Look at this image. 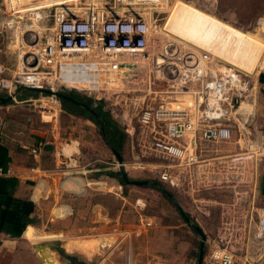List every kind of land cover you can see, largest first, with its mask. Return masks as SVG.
<instances>
[{
  "label": "built area",
  "instance_id": "built-area-1",
  "mask_svg": "<svg viewBox=\"0 0 264 264\" xmlns=\"http://www.w3.org/2000/svg\"><path fill=\"white\" fill-rule=\"evenodd\" d=\"M168 3L0 0V55H15L11 67L0 62V92L27 103L32 99L17 100L21 89L50 90L39 92L33 109L50 120L60 111L57 91L102 103L131 142L133 155L157 158L146 162L156 180L186 193L200 212L213 204L199 197L202 191L231 190L230 201L218 202L215 232L205 240V264H250L264 241V205L254 202L264 142L248 131L241 105L252 96L253 71L167 30L162 14ZM257 23L264 24V15ZM59 154L66 167L78 150L65 155L61 147ZM13 173L0 167V175ZM65 186L63 191L77 192ZM135 205L143 209L145 202L137 198ZM140 222L131 232L152 226L142 216Z\"/></svg>",
  "mask_w": 264,
  "mask_h": 264
},
{
  "label": "rangeland",
  "instance_id": "rangeland-1",
  "mask_svg": "<svg viewBox=\"0 0 264 264\" xmlns=\"http://www.w3.org/2000/svg\"><path fill=\"white\" fill-rule=\"evenodd\" d=\"M179 1L194 4L214 17L205 13L201 14L188 6H179L172 13ZM226 7L228 9L237 7L236 16L231 21L223 19V11ZM162 15L164 17L162 22H166L169 18L170 24L174 23L175 29L186 36L184 38L187 41L191 38L206 45L210 44L206 49L214 57L224 59L223 56L226 55L229 47L220 52L219 44L221 45L223 41L225 46L229 38L238 37L244 41L239 58H247L246 61L253 68L254 79L258 77L264 80V24L257 23L259 17L264 15V0H223L221 2L220 0L215 2L169 0ZM231 25L246 33L236 30ZM201 47L204 46L201 45ZM2 57V62L8 67L15 64V55L8 54V58ZM235 66L245 70L239 65ZM260 90L259 87L257 94ZM32 92L31 90L20 91L19 93L32 101L27 103L9 101L11 105H14L11 109L23 114L22 118L32 119L31 126L38 133H43L45 141L52 142L58 149L62 146L65 155H71L79 148L81 157L78 165L82 174L73 170L71 172L73 176L67 177L64 181L71 182L75 176L81 175L86 179L80 178L84 182V190H79L81 193H74L63 191L64 187L61 188L59 182L64 175H56L55 180L50 184L49 195L40 202L41 216L34 227L41 234L30 240L21 237L17 243L18 249L6 255L3 264H67L69 257H63L57 251L58 247L83 264H197L200 235L184 221L175 203L149 185L119 186L116 178L106 179L105 173L117 171L119 166L97 125L81 116L65 112L61 106L55 118L47 120L51 117L46 115L42 117L40 112L33 110L35 105L38 106L40 103L38 100L40 94L35 96ZM18 99H20L19 94ZM246 100L242 106L251 105L252 102L254 104L253 114L249 117L247 124V128H251L253 132L256 128L254 122L258 113L257 107L263 104L257 100L256 96L254 99L250 96ZM261 129L264 130V126ZM234 136L236 138L239 136L237 128L234 130ZM70 149L74 150L71 154ZM132 151L131 142L126 138L122 157L127 176L135 180H156L153 172L149 170L152 167L146 162H155L158 159L138 158ZM94 158L97 160L93 161ZM96 167L100 168L99 171L90 170ZM164 186L172 194L176 204L202 229L206 239L212 238L218 222V202L225 200L228 194L219 191H210V193L202 191L199 194L200 198L213 200V204L206 207L204 213L198 211L188 197L177 196L170 187ZM137 198L144 200L143 209L135 205ZM61 205L64 206L61 213H66L65 217L59 216L60 212L56 213ZM141 216L151 220L152 226L147 230L140 228V233L135 234L131 231L139 229ZM126 232L130 234L124 238ZM40 244H50L54 249L50 250L47 247L36 249L35 246ZM260 246L261 250L252 255L250 264H264V241ZM205 259H207L206 244L202 264H205Z\"/></svg>",
  "mask_w": 264,
  "mask_h": 264
},
{
  "label": "crops",
  "instance_id": "crops-1",
  "mask_svg": "<svg viewBox=\"0 0 264 264\" xmlns=\"http://www.w3.org/2000/svg\"><path fill=\"white\" fill-rule=\"evenodd\" d=\"M233 8L235 10L228 9L227 7L224 9V20L231 21L236 16L237 7ZM2 56L0 55V62L3 61ZM254 81L255 85L252 91L253 99L256 96L257 100L263 105L257 107L258 113L254 122L256 132L253 130L251 132V128H248V131L253 133V136H258L260 141L264 142V132L261 129L264 126V80H260L257 77ZM259 87L262 91L260 90L257 94ZM18 94L20 95L21 93L18 92ZM3 96H7V94L0 92V97ZM11 104L9 102L0 103V167L4 169L10 168L14 171L11 175H0V264H3L6 255L12 254L18 249L17 243L21 237L30 240L39 237L41 234L34 227L41 216L39 209L40 202L49 195L50 184L55 180L56 175L60 174V176H63L64 174H71L73 170L80 173L78 161L81 153L79 148L78 154L73 155V158L66 167L63 166L61 163L62 157L59 154L62 146L58 149L52 142L45 141L43 139V133H38L31 126L30 120L32 119L22 118L23 114L18 113V110L11 109V107H14ZM253 105L252 102L251 105L246 104L242 106L244 108L246 107L248 118L253 114ZM82 118L89 120L84 117ZM47 120H50V118ZM88 122H91V120ZM72 151L74 150L70 149V154ZM96 160L94 158L93 161ZM99 169L96 167L90 170L99 171ZM80 178L86 179L82 175L75 176V179L71 182H66L64 181L65 179L60 181L59 186L69 185L77 192L79 190L83 191L84 182ZM106 179H110L109 176ZM102 180L105 181V179ZM85 181L88 182V180ZM116 182L119 186L121 185L118 179H116ZM172 190L177 196L188 197L184 192ZM210 191H219L228 194L222 202L231 200L232 195L229 189L214 188L207 190V193H210ZM202 199L210 202L213 201L210 198L202 197ZM254 202L256 206L264 205V168L260 173L258 190ZM63 207L61 205L59 210H56V213L63 212ZM59 216L65 217L66 214Z\"/></svg>",
  "mask_w": 264,
  "mask_h": 264
},
{
  "label": "trees",
  "instance_id": "trees-1",
  "mask_svg": "<svg viewBox=\"0 0 264 264\" xmlns=\"http://www.w3.org/2000/svg\"><path fill=\"white\" fill-rule=\"evenodd\" d=\"M25 90L29 92V89H21L20 91H25ZM62 92L72 96L74 99H76L78 101L84 102L87 106L93 108L94 111L97 113L98 117L96 119H94L93 114H91L86 108H84L81 105H77V104H75L69 100H66V99H59L60 104H61L60 105L61 109L64 110L65 112L69 113V114H72L75 116H81V117H84V118H87V119L93 121L97 125V127L99 128L101 135H102L105 143L109 146V148L111 150L114 149V150L118 151L122 155L123 147H124V144L126 142V134L119 128V126L113 120V118L111 117L109 112L104 108V105L102 103H97L96 105H93V102L90 98H88V97H86V96H84L78 92H75V91L64 90ZM32 94L37 96L39 94V92L33 91ZM19 96H20L19 100L26 99V96H24L22 94H20ZM106 175L109 177L118 179V181L120 182L121 185H126L120 171H118V170L117 171H108V172H106ZM151 182H152V184L149 185L151 188L157 189L158 191H160L162 193V195L164 197L169 199V197H168L169 191L167 189H165L157 180H154ZM190 220L192 221V223L195 224V222H193L191 217H190ZM191 228L193 231H195L192 226H191ZM56 249L61 255H63V257L68 256V254L65 253L62 248L58 247Z\"/></svg>",
  "mask_w": 264,
  "mask_h": 264
},
{
  "label": "water",
  "instance_id": "water-1",
  "mask_svg": "<svg viewBox=\"0 0 264 264\" xmlns=\"http://www.w3.org/2000/svg\"><path fill=\"white\" fill-rule=\"evenodd\" d=\"M228 47H229L228 52H231V50H233V48H234L233 43L231 45L227 46V49H228ZM222 51H220V52H222ZM29 90L43 92V93H53V92H51L50 90H47V89H29ZM54 94L59 99H66V100H69V101H71V102H73V103H75L77 105L83 106L91 114H93L94 119H96L98 117V115L94 111V109L91 108V107H89V106H87L84 102L78 101V100L74 99L72 96H70V95H68V94H66V93H64L62 91H60V92H58V91L57 92H54ZM11 100H12L11 96H3V97H0V103H6V102H9ZM112 151H113L114 156L116 157V160H117V162L119 164V171L121 172V175H122V177H123V179H124V181H125L126 184H131V185H136V186H145V185H151L152 184V182L150 180H148V179H143V180L130 179L127 176V174H126V172L124 170L123 157H122V155L118 151H116L114 149H112ZM168 197H169V199L172 202L175 203L176 208L178 209L179 213L182 215L184 221L186 223H188L190 226H192L193 229L200 235L199 251H198V256H197V264H202L203 256H204L205 239H206L205 235L202 232V229L198 225L193 224L191 222L190 217L180 208V206L178 204H176V202L174 201V198H173L172 194H170L169 192H168ZM35 247H36V249H42V248H46V247L49 248L50 250L51 249H54L50 244H47V245H41L40 244V245H37Z\"/></svg>",
  "mask_w": 264,
  "mask_h": 264
},
{
  "label": "bare ground",
  "instance_id": "bare-ground-1",
  "mask_svg": "<svg viewBox=\"0 0 264 264\" xmlns=\"http://www.w3.org/2000/svg\"><path fill=\"white\" fill-rule=\"evenodd\" d=\"M179 6H188V7H190L191 9H195V10H197L199 13H201V14H203V13H205L206 15H210V16H213L211 13H208V12H205V11H202L201 9H199V8H197L196 6H193V5H191V4H188V3H186V2H183V1H179L178 3H176V5H175V7H174V9L172 10V13H173V11L176 9V8H178ZM172 13H171V15H172ZM170 15V16H171ZM214 17V16H213ZM215 18H217L216 16H215ZM218 20H220L219 18H217ZM170 19L168 18V20L165 22V27H166V29L167 30H169L171 33H173V34H175V35H177L178 37H180V38H182V39H185L186 38V36H183L182 34H180L175 28H176V26H175V24L174 23H172V24H170ZM220 21H222V20H220ZM222 22H224V23H226L225 21H222ZM228 24V23H227ZM230 25V24H229ZM232 26V25H231ZM233 28H235L236 30H240L241 32H245L244 30H242V29H239V28H236V27H234V26H232ZM246 33V32H245ZM185 37V38H184ZM188 38V37H187ZM191 42H196L197 44H199L200 46L202 45V46H204V48H207V46L208 45H206V44H204V43H202V42H198V41H196V40H193V39H191V38H188ZM220 42V41H219ZM233 43V46H234V48H233V50H231V52H226V55L225 56H223V58H224V60L225 61H227V62H230V63H232V64H234V65H239L241 68H243V69H245L246 71H248V72H252L253 71V68L252 67H250L249 66V64H248V61H246L247 60V58H245V59H241V58H239L240 56H241V53H242V50H243V48H242V46H243V44L242 43H244V41H241L238 37H236V36H234V37H231V38H229V41L227 42V44L224 46L223 45V41H221V45L219 44V50L220 51H222V50H227V46H229V45H231ZM251 46H254V45H251ZM242 105V104H241Z\"/></svg>",
  "mask_w": 264,
  "mask_h": 264
},
{
  "label": "flooded vegetation",
  "instance_id": "flooded-vegetation-1",
  "mask_svg": "<svg viewBox=\"0 0 264 264\" xmlns=\"http://www.w3.org/2000/svg\"><path fill=\"white\" fill-rule=\"evenodd\" d=\"M68 257H69V260H68L67 264H83L76 257H74L72 255H70Z\"/></svg>",
  "mask_w": 264,
  "mask_h": 264
}]
</instances>
